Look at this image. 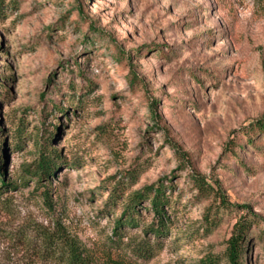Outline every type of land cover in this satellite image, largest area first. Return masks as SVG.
<instances>
[{
    "label": "rangeland",
    "instance_id": "1",
    "mask_svg": "<svg viewBox=\"0 0 264 264\" xmlns=\"http://www.w3.org/2000/svg\"><path fill=\"white\" fill-rule=\"evenodd\" d=\"M262 117L264 0H0V264H55L50 233L102 263L129 197L159 183L172 226L140 264H229L245 214V264H264V137L247 134ZM44 147L54 173L28 175ZM194 171L229 202L216 226ZM139 211L131 235L156 219Z\"/></svg>",
    "mask_w": 264,
    "mask_h": 264
},
{
    "label": "trees",
    "instance_id": "2",
    "mask_svg": "<svg viewBox=\"0 0 264 264\" xmlns=\"http://www.w3.org/2000/svg\"><path fill=\"white\" fill-rule=\"evenodd\" d=\"M152 105L156 107L158 102L153 101ZM247 134L249 137L252 135L264 137V117L258 119L251 126ZM255 138L256 136L250 137L248 142L253 144ZM175 148L182 159V163L190 161L188 154L178 144H175ZM53 153L48 152L47 147H44L41 157L37 162L36 169H28L27 174L31 176L38 175L39 178H42L54 173L56 162L60 156L54 155ZM1 160L0 158V170H3L4 167ZM190 178L193 186L200 194L208 196L214 194L215 198L220 200L219 206L215 211L213 205H211L206 213L207 224L216 226L219 220V211L229 208V202L201 174L196 171L190 172ZM167 189L168 187L165 183L152 184L141 191L133 193L129 197L122 217L117 220L114 236L109 240L110 247L104 251L102 263H99L96 255L87 248L62 234L53 235L50 233L44 235L41 240L39 255L41 258H49L55 264H140V261L145 262L150 260L162 249L163 238L172 226V220L169 214L172 193H167ZM50 192L51 189L45 187L40 194L45 202H52ZM146 202L150 203L156 219L147 227L143 235H131L127 229L136 228L139 225L141 218L139 207L142 203ZM146 210L148 211L149 209ZM256 222V218L245 214L235 223L232 236L228 241L226 253L229 264H245L246 250L250 241L249 233ZM151 236H154L155 239L153 240ZM112 249L119 251L117 253V259L112 258ZM201 264H219V261L213 257H207L201 261Z\"/></svg>",
    "mask_w": 264,
    "mask_h": 264
}]
</instances>
